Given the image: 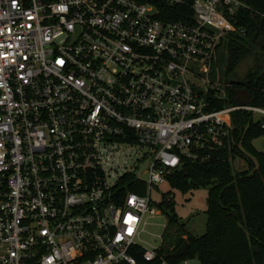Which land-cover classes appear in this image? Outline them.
Segmentation results:
<instances>
[{
	"label": "built area",
	"instance_id": "1",
	"mask_svg": "<svg viewBox=\"0 0 264 264\" xmlns=\"http://www.w3.org/2000/svg\"><path fill=\"white\" fill-rule=\"evenodd\" d=\"M240 8L0 0V264H173L140 238L153 188L237 145V112L264 137V105L217 66Z\"/></svg>",
	"mask_w": 264,
	"mask_h": 264
},
{
	"label": "trees",
	"instance_id": "2",
	"mask_svg": "<svg viewBox=\"0 0 264 264\" xmlns=\"http://www.w3.org/2000/svg\"><path fill=\"white\" fill-rule=\"evenodd\" d=\"M242 1L250 10L239 9L237 24L245 26L246 33L231 34L223 43L224 66L226 71H233L247 55L253 54L250 79L243 78L242 82L250 89L251 103L263 106L264 76L260 74L264 70V55L258 56V50L264 49V0ZM234 123L238 144L231 150L214 152L211 161L203 164L186 161L181 170L167 178L172 186L182 190L209 187L205 232L201 235L181 233L166 247L163 242L159 249V255L173 264L193 257L199 264H264V152L253 146V140L262 131L251 121L249 113H235ZM235 154L247 159L248 168L233 171L229 157ZM127 179L130 191L146 194L143 182H135L132 177ZM158 208L169 224L178 223L172 198L163 197ZM184 241L190 244L187 252L173 257L172 253ZM142 253L143 249L136 253L140 263L159 264L143 262Z\"/></svg>",
	"mask_w": 264,
	"mask_h": 264
},
{
	"label": "rangeland",
	"instance_id": "3",
	"mask_svg": "<svg viewBox=\"0 0 264 264\" xmlns=\"http://www.w3.org/2000/svg\"><path fill=\"white\" fill-rule=\"evenodd\" d=\"M230 38L228 35L224 40L225 43ZM264 55V49L258 50V56ZM254 66L253 54L247 55L240 65L237 67V72L246 80L250 79L249 73ZM259 116L256 115L255 119ZM253 146L264 152V137L259 135L253 140ZM246 153V152H245ZM246 155L249 156L248 153ZM248 168L247 159L244 156H238L232 162L233 171L244 170ZM209 187L191 188L188 190H182L174 187L166 179L158 187H154L151 192V197L158 207V204L162 201L163 197L173 199L175 213L177 214L179 221L177 224H169L166 216L162 211L153 217L147 218V224L142 231L140 238L142 245L147 249H153L161 245V241L164 242L163 246L166 247L173 239L181 233L186 235H201L206 229V208H207V195ZM167 224L164 227V224ZM191 264H199L198 260H192Z\"/></svg>",
	"mask_w": 264,
	"mask_h": 264
},
{
	"label": "water",
	"instance_id": "4",
	"mask_svg": "<svg viewBox=\"0 0 264 264\" xmlns=\"http://www.w3.org/2000/svg\"><path fill=\"white\" fill-rule=\"evenodd\" d=\"M223 76V75H222ZM264 76V70L262 71V73L260 74V77ZM229 83L231 84H235V85H238V86H242L244 83L242 81H239V80H233L232 78H228L227 79ZM237 92H242V93H246L247 94V98H246V101H248V98H249V93H247L246 91H244L243 89H237ZM245 102V101H243ZM190 244L188 241H184L173 253H172V256L173 257H181L183 256L188 248H189Z\"/></svg>",
	"mask_w": 264,
	"mask_h": 264
},
{
	"label": "flooded vegetation",
	"instance_id": "5",
	"mask_svg": "<svg viewBox=\"0 0 264 264\" xmlns=\"http://www.w3.org/2000/svg\"><path fill=\"white\" fill-rule=\"evenodd\" d=\"M224 56L225 51L221 50L217 60V66L219 68L220 74L224 75L226 78H232L233 80L243 81V77L236 70L237 68L233 71H226V67L224 66Z\"/></svg>",
	"mask_w": 264,
	"mask_h": 264
}]
</instances>
